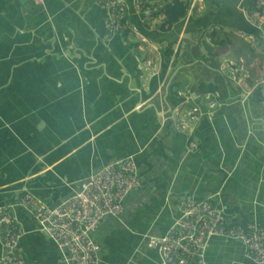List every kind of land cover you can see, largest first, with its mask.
I'll use <instances>...</instances> for the list:
<instances>
[{
    "label": "crops",
    "instance_id": "obj_1",
    "mask_svg": "<svg viewBox=\"0 0 264 264\" xmlns=\"http://www.w3.org/2000/svg\"><path fill=\"white\" fill-rule=\"evenodd\" d=\"M185 1L187 14L163 30V12L127 0L126 36H109L99 0H0V206L11 205L23 228L17 251L28 264L66 262L22 195L58 206L127 157L143 185L120 218L105 216L93 232L100 264H157L148 237L165 234L189 197L264 227V84L255 85L263 54L242 36L258 32L247 10L264 0ZM226 59L249 66L255 80L225 75ZM195 105L203 115L191 150L180 122ZM206 259L252 264L241 241L219 236Z\"/></svg>",
    "mask_w": 264,
    "mask_h": 264
},
{
    "label": "built area",
    "instance_id": "obj_2",
    "mask_svg": "<svg viewBox=\"0 0 264 264\" xmlns=\"http://www.w3.org/2000/svg\"><path fill=\"white\" fill-rule=\"evenodd\" d=\"M43 4L45 0H34ZM107 10L106 33L109 36H126L129 22L127 0H99ZM172 0H134L138 10L145 14L162 13ZM249 20L258 29L256 34L243 33L250 44L261 50L262 73L253 77L249 66L226 59L222 66L225 75L233 80L248 78L255 85L264 84V2L256 1L247 10ZM140 41L147 44L145 36ZM128 43V40L125 41ZM182 94V92H180ZM218 107L216 99L207 101L206 113L213 116ZM203 115L199 105L189 107L180 122V128L189 136V148L197 150L193 139L196 125ZM138 164L134 157L111 162L91 173L81 181L78 188L58 206H50L32 192H25L20 204L30 211L44 230L62 251L66 264H100L101 246L92 236L105 216L120 218L124 212L125 199L135 189L142 187ZM182 214L172 227L161 236H149L148 245L158 247L161 260L157 264H208L206 247L214 236L233 238L244 245L245 255L252 264H264V227L256 222L237 220L219 207L211 198L197 200L185 198L181 202ZM23 233L14 216L11 205L0 206V242L4 254L0 264H28L24 254L17 251Z\"/></svg>",
    "mask_w": 264,
    "mask_h": 264
},
{
    "label": "trees",
    "instance_id": "obj_3",
    "mask_svg": "<svg viewBox=\"0 0 264 264\" xmlns=\"http://www.w3.org/2000/svg\"><path fill=\"white\" fill-rule=\"evenodd\" d=\"M254 4H256V2ZM187 10L188 2L185 0H172V2H169L162 11L165 16L161 28L163 30L170 29L187 14ZM211 36L213 37V33Z\"/></svg>",
    "mask_w": 264,
    "mask_h": 264
}]
</instances>
